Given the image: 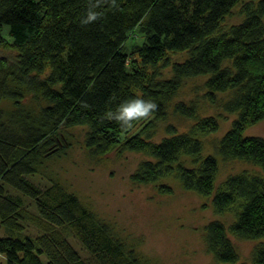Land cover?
<instances>
[{
    "label": "trees",
    "instance_id": "trees-1",
    "mask_svg": "<svg viewBox=\"0 0 264 264\" xmlns=\"http://www.w3.org/2000/svg\"><path fill=\"white\" fill-rule=\"evenodd\" d=\"M239 2L115 0L113 6L112 0H0V47L17 54L14 61L0 58V223L12 235L0 238V264L2 257L7 264H44L42 256L45 264H152L142 262L75 195L57 183L41 187L30 179L38 163L61 153V128H89L86 148L96 156H151L154 160L141 162L131 176L136 185H155L176 173L185 190L213 194L219 171L215 157L203 159L197 170L180 162L182 156L201 154V143L191 135L170 126L171 136L155 143L150 135H131L149 117L127 130L106 117L134 97L151 99L158 109L150 117L165 120L185 80L210 76L208 97L214 101L218 93L232 91L224 109L238 114L219 142L218 154L264 172V138L245 136L249 126L264 120V0L245 5L244 21L221 33ZM93 5L100 16L85 25L82 20ZM139 29L144 41L127 53V42ZM185 52L187 60L171 65L170 54ZM159 65L171 66L172 78L159 80ZM25 92L39 108L30 106ZM4 101L12 108L2 107ZM176 112L196 116L194 106L180 104ZM153 125L151 121L147 127ZM195 129L213 133L219 123L206 118ZM158 190L172 194L165 185ZM212 203L218 213L237 208L234 234L264 240V177L232 176ZM29 225L38 235L25 233ZM204 239L217 263H239L221 222L208 224ZM251 263L264 264V241L254 247Z\"/></svg>",
    "mask_w": 264,
    "mask_h": 264
},
{
    "label": "rangeland",
    "instance_id": "rangeland-1",
    "mask_svg": "<svg viewBox=\"0 0 264 264\" xmlns=\"http://www.w3.org/2000/svg\"><path fill=\"white\" fill-rule=\"evenodd\" d=\"M252 0H240L222 23L221 33H227L233 26L240 25L245 18L244 6ZM7 29L4 33L6 35ZM10 39L8 36H6ZM144 41L143 34L136 30L127 42V53ZM16 52L0 47V58L14 61ZM188 53L169 55L172 64L182 63ZM224 65H228V61ZM149 72L155 70L149 68ZM159 80L172 78V67L159 65ZM210 76H198L184 81L183 86L168 107L165 120L149 117L135 125L131 135H150V141L159 143L171 135L170 126L178 134L191 135L199 141L202 151L199 158L182 156L180 162L188 169L197 170L201 161L208 156L215 157L219 164L215 190L211 196H203L184 189L176 173L158 181L155 185H136L131 176L143 161L154 159L146 153L126 152L119 155L111 153L100 157L86 148L89 128L78 126L59 130L61 153L50 156L38 163L32 180L41 187L52 183L59 184L67 192L75 195L95 217L106 224L112 234L130 249H133L142 262L152 264H221L217 263L206 251L205 228L213 221L221 222L228 231V236L236 248L240 261L237 264H252L254 247L264 240L243 239L231 231L236 222L237 208L232 207L218 213L213 206L214 195L223 188L226 180L232 176L248 173L264 177L262 169L250 162L239 159L224 160L217 152V146L224 135L231 129L238 114H230L224 105L231 99L233 92L218 93L214 101L208 97L206 83ZM29 104L33 103L30 94L25 92ZM45 103L42 102V106ZM184 104L195 107V117L187 118L176 112V107ZM4 108H12L10 101H4ZM39 108V107H38ZM215 118L219 130L213 133H201L195 129L201 120ZM154 121V125H147ZM197 130V131H196ZM245 136L264 138V120L249 126ZM172 189V194L159 192V186ZM31 210V208H30ZM26 234L36 236L38 229L29 225ZM11 234L0 223V238ZM12 236V235H11ZM72 244L81 251L78 241L70 237ZM82 252V251H81ZM85 255V254H84ZM44 264L46 257L42 256ZM1 264H7L2 257Z\"/></svg>",
    "mask_w": 264,
    "mask_h": 264
},
{
    "label": "clouds",
    "instance_id": "clouds-1",
    "mask_svg": "<svg viewBox=\"0 0 264 264\" xmlns=\"http://www.w3.org/2000/svg\"><path fill=\"white\" fill-rule=\"evenodd\" d=\"M112 4L115 6V0H112ZM96 6L93 5L89 9L82 20L83 24L87 25L98 20L100 13L94 10ZM157 109L158 105L151 99L134 97L124 101L115 111H109L105 115L108 119L116 121L122 129L127 130L132 127L133 122L150 117Z\"/></svg>",
    "mask_w": 264,
    "mask_h": 264
}]
</instances>
